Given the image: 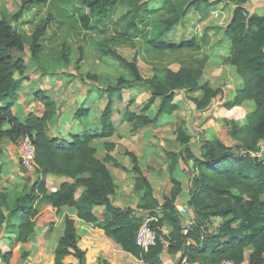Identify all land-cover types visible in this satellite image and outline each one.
<instances>
[{"label":"trees","instance_id":"obj_1","mask_svg":"<svg viewBox=\"0 0 264 264\" xmlns=\"http://www.w3.org/2000/svg\"><path fill=\"white\" fill-rule=\"evenodd\" d=\"M72 1L85 7L87 12L82 13ZM155 1L158 0H20L18 10L11 18L17 20L32 8L60 5L57 13L60 19H55L54 14L48 12L43 25L31 35L29 50L30 58L34 60L40 59L45 42L50 44L58 38L55 29L60 25L95 34L109 29L110 35L100 44L101 54L117 61L129 72L130 81L149 91L140 113L129 110L128 106L122 113H116L127 124L129 132L135 133L156 125L160 115L170 114L176 109L173 102L176 90L202 89L200 99L189 98L198 108L206 107L218 94V90L198 83V75L207 60L202 46L210 41L208 30L181 43L164 40V35L180 21L191 4L206 0H166L163 9L169 16L164 19H158L157 9L150 6ZM219 1L234 5L231 18L224 27V36L230 41L226 62L235 67L243 81L233 99L224 105L232 108L250 100L254 109L246 115L243 124L224 120L227 130L222 134L238 142L232 147L216 137L207 139L199 134L196 137V156L189 145L191 135L182 126L176 130L175 141L180 148L177 152H166L169 159L167 180L171 187L162 203L154 196L153 187L143 175L136 156L127 152L132 162L130 171L134 173L133 190L136 194L141 193L144 201L140 206L145 212L143 218H152L149 225L156 232L154 245L146 252L136 245L135 235L142 224V217L133 215L131 208H121L112 202L116 184L106 163L125 169L111 154L115 143L103 142L102 159L96 157V149L91 144L94 138L109 137L116 131L111 99L101 112V128L93 133L84 132L83 138L79 134L72 135L69 141L48 132V124L57 116V107L41 89L36 90L31 98L37 113L30 111L24 121L13 114L10 104H0V142L7 139L15 143L24 135L30 136L36 175L28 191L17 195L11 207L6 205L9 207L7 213L2 209L6 198L4 193L7 192L0 190V232L14 237L17 243L29 242L35 232L37 206L43 203L56 210L62 207L74 209L78 219L101 229L106 237L143 264H164L163 252L173 254L178 251L188 260L199 261V264H219L224 259L232 264H264V158L259 160L256 157L260 144L264 142V13L249 14L244 7L247 0L216 2ZM99 2L101 6L98 8ZM120 8H123L122 12L118 13ZM53 23L56 28H53ZM48 29L50 34L46 38ZM121 46L135 50L131 60L118 54L116 49ZM24 49L20 31L9 20L0 18V98L19 90L15 74L21 76L25 72ZM68 55V47L62 43L58 60L65 62ZM140 60L162 75L154 73L144 78L137 64ZM174 63L180 66L176 72L167 68ZM124 80L127 79L120 78L118 83L122 84ZM115 89L109 87L107 90L111 93ZM118 99H121L120 95ZM156 100V113L149 117L146 113ZM84 112H77L75 117ZM179 160L191 173L189 198L185 204L192 210V230L197 234L181 233L183 216L176 200L182 184L172 176ZM47 175L70 180H64L57 188L48 191L45 185ZM95 207H103L102 218L94 214ZM211 218H221L222 224L216 233L207 234L203 220ZM63 224L52 251V264H86L85 252L78 245L74 219L65 216ZM160 225L169 228L167 235L161 233ZM246 250H249L248 255ZM67 256H72L76 263H65ZM10 257L11 252L0 250L1 261L7 264Z\"/></svg>","mask_w":264,"mask_h":264},{"label":"rangeland","instance_id":"obj_2","mask_svg":"<svg viewBox=\"0 0 264 264\" xmlns=\"http://www.w3.org/2000/svg\"><path fill=\"white\" fill-rule=\"evenodd\" d=\"M72 3L76 8H80L79 10L82 13L87 12L85 7L75 4L76 1H72ZM19 4L20 0H0V18L3 17L9 20L20 31L24 38L25 49L23 58L26 62V69L23 75L19 76L15 74V78L18 80L19 90L15 94L4 95V97L0 98V103L3 104L6 102L10 104L13 114L19 120L24 121L30 111L37 113L31 101L33 93L38 89L45 90L49 97L55 101L57 107V116L48 124V132H54V134L59 135L61 138L70 141L72 135L75 133H78L81 138H83L84 132L93 133L101 128V112L109 99H111L113 109H111L113 112L112 119L116 126V131L109 137H98L91 141L92 146L96 149V157L102 159L104 155L103 142L112 141L115 143V148L111 154L115 155L118 160L123 163L125 160L127 163L130 161L129 165L131 168L132 162L127 152H131L135 156L136 154L139 155L141 159L140 162L144 164L146 153L151 152L154 148L153 153H157L156 157L153 158L154 164L157 167L163 168V172L159 171L158 177L152 175L151 177L153 178L151 179L155 183V186L159 187L156 188V190L153 189L154 196L162 203L163 198L167 196L169 191H167L166 183L164 184L163 182L167 173V167L165 168L163 166L169 163V159L166 155L163 158V156L158 155V153H160V151L177 152L178 143L175 139L173 142L172 138L175 136V132L180 126L175 127L172 123L166 122L162 126L150 125L135 133H130L127 124L123 123L121 120L122 118L116 115V113H122L127 106L131 111H139L141 105L148 98L149 92L140 84L142 88L135 87L137 83L130 81L131 77L127 70L114 59L101 54L100 44L104 38H108L110 35L109 29L102 34H95L92 32L83 33V31L72 27H66L65 25H60V27L56 28V24L53 23L52 26L56 28L55 30L58 32V38L50 44L45 42L43 51L40 55L41 60L31 59L29 47L33 31L43 25L46 15L50 11L54 14L55 19H60L57 13L58 8L61 7L58 5L44 9L32 8L21 18L12 20L11 17L18 10ZM100 6L101 3L99 2L96 7L99 8ZM150 6L155 7L156 2H152ZM62 8L65 9L64 7ZM122 9L123 8H120L118 13H121ZM49 34L50 29L46 31V38ZM62 43L68 47L69 55L65 62H60L58 60L61 55ZM79 46L82 47L81 50ZM116 51L128 60H131L135 54V50L125 46L117 47ZM138 66L141 74L145 78L150 77L154 73L162 75V72L153 70L143 60H140ZM120 78H125L127 80H124V82L120 84L118 83ZM109 87L117 89L109 93L107 90ZM184 90L185 89H183V91ZM186 92L187 91H184L181 97H176L177 103H187L185 100ZM118 95L121 96V99H118ZM156 102H158V100H156ZM174 104L176 105V103ZM188 105L189 107L187 104L183 107L182 112L188 117V121H186L187 127H185V129L189 130L192 137V144H194L193 139L197 137L198 132L202 133V130H200V127L196 130V121L191 122V118L192 116H198L197 113H199V115L201 114L200 119H202L204 116H208L206 115L208 112H203L204 107L198 108L193 103ZM191 106L192 108L190 109ZM83 110H85L84 113L75 117L77 112H82ZM232 114H234V112H232ZM231 118L230 120L240 123L238 119H235L237 117L233 116ZM159 127L163 128V133L167 138L164 148L156 141L159 135ZM56 131L58 133H56ZM148 145L151 147H148ZM257 156L262 160L264 158V152L262 156ZM15 159L16 169L15 172L13 171L15 176L11 181L7 182L9 186L4 188L7 192L4 193L6 197L5 203H2L4 213H7V209L11 207L17 195L28 191L36 176L35 169L27 170L22 166L17 156ZM164 162L165 164H162ZM107 165L115 180L117 190L118 188L126 190L129 187L130 180L128 178L129 175H126L124 172L128 171V169L125 168L122 170L121 168L115 167L111 162ZM131 174L134 175L133 172ZM50 178L52 177H48V175L45 177V185L48 191L52 190L53 184H56L54 179H52L54 181L50 182ZM187 179L188 181L190 180L189 175H187ZM116 194L117 192L114 193V195ZM114 195L112 199L115 201L118 200L117 196L114 197ZM129 203L132 206H129ZM129 203L128 206H124L123 208H131L133 210V215L142 217V222L146 219L151 221L152 218H143L145 212L140 209V206L144 204V201L142 202L141 200V193H138L137 198ZM176 203L180 206L183 202L176 201ZM6 205L9 207H6ZM37 209L35 232L29 242L25 244L17 243L14 241V237H8L9 234L3 231L0 232V250H4L3 252H5L9 249H15L17 252L13 260V262H15L14 264H52V251L57 239L62 233L64 227L63 219L65 216H69L71 211L68 208L59 210L50 209L43 203L39 204ZM180 209L183 210L182 208ZM157 211L159 212L160 208H158ZM96 212L98 216H100L99 218H102L104 213L103 207H99ZM183 213L185 215V211H183ZM184 221L182 228L188 225L192 221V218H186L185 215ZM203 221V224H206L207 234L216 233L222 224L221 218H211ZM193 225L194 221L190 224L191 229L189 234H197L193 233ZM159 229L161 233L165 235L169 232V228L165 225H160ZM86 233L87 232H84V234ZM248 253L249 250H246L247 255ZM69 261L75 262V259L69 257Z\"/></svg>","mask_w":264,"mask_h":264},{"label":"crops","instance_id":"obj_3","mask_svg":"<svg viewBox=\"0 0 264 264\" xmlns=\"http://www.w3.org/2000/svg\"><path fill=\"white\" fill-rule=\"evenodd\" d=\"M216 1L218 0H206L205 2L200 1L198 3L191 4L188 7L184 16L180 19V21L164 35V40L169 43H181L183 41L190 40L196 34H201L204 30H208V33L211 37L210 41L208 42V44L202 46L203 50L207 54V60L204 63V67L201 69L198 75V83L200 86H208L212 90H218V94L210 100V102L206 107H204L203 112L207 111L208 114L206 115L208 116L206 117L204 116L202 119H200L201 114L199 115V113H197L198 116H192L191 122L196 121L195 124L196 130H198L197 129L198 127H200V130H202V133L198 132L197 136L201 134L203 137L207 139H212L216 137L225 145L232 147L237 145L238 142L236 140H233L229 135L222 134V132H226L227 130V126L224 122V119L230 120L232 119L231 117L235 116L237 117L235 119H238L240 124H243L245 122L246 115L249 112L253 111L254 103L253 101L245 100L240 105L234 106L232 108H227L224 105L225 102H228L233 99L236 91L242 86L243 81L240 78V76H238L235 67L226 62V59L228 58L230 51V41L224 36V27L228 24L231 18V13L234 5L229 2H224V1L216 2ZM155 2H156V6L153 7L157 9L156 12L157 18L158 19L167 18L169 15L163 9L166 0H158ZM213 2L216 3L211 5ZM244 7L249 14L262 15L264 13V0H247V2L244 4ZM213 12L218 13L217 18L213 17L212 15ZM167 68L171 69L173 72H176L179 70L180 66L174 63V64H170ZM135 87L142 88L140 85H136ZM144 88L147 89L146 87ZM184 91H187L185 100L187 102L186 104L188 107H189L188 104L192 103L189 98L200 99L203 95L202 89H198L196 91H188V89H185ZM184 91L183 89L176 90V95L173 101L174 103H176L177 109L170 114L160 115L158 117L156 126H162L166 122H169L172 123V125H174L175 127H179V126L180 127L182 126L183 128L187 127L186 121H188V117L186 116V114H183L182 112L183 107L186 106V104H182V103L179 104L176 102V97L178 96L181 97ZM157 104L158 102H155L151 110L146 113L147 116L153 117L155 115ZM191 108L192 106L190 107V109ZM232 112H234V114H232ZM136 113H140V112L137 111ZM158 132L159 135L156 141L158 144L160 143L164 148L165 147L164 144L166 143L167 140L166 135L163 133L162 127L158 128ZM49 133L53 135H57L51 131ZM56 133L58 132L56 131ZM187 133L190 135L189 130H187ZM73 135H78V133H75ZM174 139L175 136H173L172 138L173 142ZM191 140L189 145L192 149L193 154L197 156L198 145L196 142V138L193 139L194 144H192L193 142ZM14 145L15 143H11L7 139H3L0 142V148L2 150V153L0 155V166H1L0 190L5 191L4 188L9 186L7 182L11 181V179H13L15 176L14 175L16 169L15 158L17 154H16V150L14 149L15 148ZM148 147L151 146L148 145ZM177 147L178 148L176 151H178V149L180 148L179 144L177 145ZM153 152H154V148L151 150V152L146 153V156L144 157V159H146L144 164L140 162L141 159L139 155L136 154V157L138 160V165L140 166L143 175L149 180L153 189L156 190V188L159 187L155 186V183L151 179L153 177L151 176L154 175L158 177L159 171L163 172V168H160L159 166L157 167L154 164L153 158L156 157L157 153H153ZM166 152L160 151L158 155H161L164 158ZM263 152H264V142L260 144V151L259 153H257V155L262 156ZM113 157L117 160V162L121 166L128 169V171H125L124 173L126 175H129L128 176L130 180L129 187L126 190L121 188H118L117 190V186H116L115 192H117V194L114 195V197L117 196L118 200L115 201L112 199V202L115 206L123 208L124 206H128L130 204L129 202L136 199L137 194L133 190L134 181L132 177L133 174H131L132 172L130 171V165H129L130 161L129 163H127L125 160V162L123 163L120 160H118V158L115 155H113ZM107 164L108 163H106V166L109 169ZM162 164H165V162ZM163 167L166 168L167 163ZM168 175L169 172L167 170L165 176L166 182L165 180L163 181L164 184L166 183L167 191L170 190L171 187V184L167 180ZM187 175H189L191 178V173L189 172L188 168L181 160H179L177 166L172 171V176L177 178L182 184V191L176 201L178 202L182 201L183 203L180 206H178L176 203V206L178 210L180 207L184 208L186 218L190 217L192 218L193 221L192 210L187 208L185 204L189 198L188 187L190 180L188 181ZM48 177H52L50 178V182L54 180L56 181V184L52 185V189L57 188L60 182L64 180L66 181L70 180L67 178H62L52 175H48ZM126 202H128L129 204ZM129 206L132 205L130 204ZM46 207L50 209H54L48 205H46ZM63 208H68L71 211L69 217L73 218L75 221V226L78 235V245L85 252L86 264H143L141 261L132 257L129 253L123 251L120 245L112 241L110 238L106 237L101 229L94 227L90 223H86L78 219L75 215L74 209L70 207H62L60 209ZM98 208L99 207H95L93 209V212L99 218L100 216H98V213L96 212ZM179 212L183 216L182 223L184 224L185 215L180 210ZM84 232L87 233L84 234ZM191 243H193V241H191ZM6 251L11 252V257L7 264H14L15 262H13V260L17 255L16 250L9 249ZM181 254L182 253L180 251L173 254L163 252L161 254V258L164 264H182L183 261H184L183 264H199V261L188 260L187 256H183ZM69 257L72 256H67L64 259L65 263H76V260L75 262L69 261ZM0 264H6V263L1 261L0 259Z\"/></svg>","mask_w":264,"mask_h":264},{"label":"built area","instance_id":"obj_4","mask_svg":"<svg viewBox=\"0 0 264 264\" xmlns=\"http://www.w3.org/2000/svg\"><path fill=\"white\" fill-rule=\"evenodd\" d=\"M212 15L214 18L218 17L217 12H213ZM15 150L20 163L25 169H35L34 146L30 136L24 135L20 139H18L15 143ZM180 208L179 210L181 212L185 211L184 208H182L183 210H181ZM149 222V219L144 220L135 235L136 245L144 252H146L151 246H153L156 240V232L153 228L150 227ZM191 222L184 228H182V235H186L190 231ZM219 264H232V262L230 260L224 259L220 261Z\"/></svg>","mask_w":264,"mask_h":264},{"label":"water","instance_id":"obj_5","mask_svg":"<svg viewBox=\"0 0 264 264\" xmlns=\"http://www.w3.org/2000/svg\"><path fill=\"white\" fill-rule=\"evenodd\" d=\"M257 157V159H259L260 160V158L258 157V156H256Z\"/></svg>","mask_w":264,"mask_h":264}]
</instances>
